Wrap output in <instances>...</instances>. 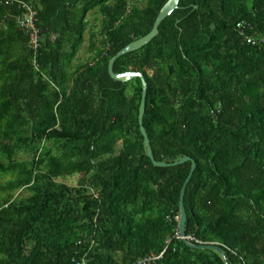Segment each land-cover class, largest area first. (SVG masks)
<instances>
[{"label": "trees", "instance_id": "obj_1", "mask_svg": "<svg viewBox=\"0 0 264 264\" xmlns=\"http://www.w3.org/2000/svg\"><path fill=\"white\" fill-rule=\"evenodd\" d=\"M167 1L0 0V264H264V0H179L113 63L147 83L155 161L195 162L188 241L191 162L152 165L141 82L107 70Z\"/></svg>", "mask_w": 264, "mask_h": 264}, {"label": "water", "instance_id": "obj_2", "mask_svg": "<svg viewBox=\"0 0 264 264\" xmlns=\"http://www.w3.org/2000/svg\"><path fill=\"white\" fill-rule=\"evenodd\" d=\"M178 2L179 0H168L160 9V11L158 12V15L155 19V22L153 24V28L151 29V31L146 34L145 36L134 40L133 42L129 43L128 45H126L124 48H122L118 53H116V55H114L108 62V74L110 76L111 79H113L114 81H118V82H128L132 79L138 78L141 82V100H140V104H139V110H138V124H139V129L141 132V135L143 137V146L145 148V153L147 158L151 161L152 165L154 167H170V166H176L179 164H183L185 162H191V168L189 171V174L181 188L180 191V197H179V207H180V219H179V233L180 236L182 237V239L185 240V230H184V224H185V220H186V213L184 211V206H183V195H184V190L191 178V175L195 169V162L193 160H191L189 157H184L182 159H180L177 162L174 163H165V162H158L155 161L153 155H152V151H151V147H150V143H149V139L148 136L145 132V129L142 126V118H143V114L145 111V98H146V92H147V83L143 77V75L140 72H135V71H127L124 73H114L113 72V63L114 61L127 53H131L133 51L139 50L140 48H142L143 46H145L146 44H148L157 34H158V26L159 24L167 17L169 16L174 9L177 8L178 6ZM195 248H199V246H192ZM211 249H215L218 250L217 248L214 247H210ZM220 253V251H219Z\"/></svg>", "mask_w": 264, "mask_h": 264}, {"label": "built area", "instance_id": "obj_3", "mask_svg": "<svg viewBox=\"0 0 264 264\" xmlns=\"http://www.w3.org/2000/svg\"><path fill=\"white\" fill-rule=\"evenodd\" d=\"M22 8L21 18L17 20L18 28L28 37L29 46L33 50L39 48L40 33L39 29L36 26L37 22V11L32 5H29L24 2L19 3ZM35 64V62H34ZM181 239L182 237L179 236ZM191 238L185 237V240L188 241ZM158 257L150 258L151 260L157 259ZM150 259H144L142 262L149 261ZM140 264V263H139Z\"/></svg>", "mask_w": 264, "mask_h": 264}, {"label": "rangeland", "instance_id": "obj_4", "mask_svg": "<svg viewBox=\"0 0 264 264\" xmlns=\"http://www.w3.org/2000/svg\"><path fill=\"white\" fill-rule=\"evenodd\" d=\"M88 19L90 25H89V28L90 26L92 25L93 27L95 28H98V31L100 32L101 30V19L98 15H94V14H89L87 17H86V20ZM99 19V20H98ZM85 43L83 45L80 46L79 48V51L77 53V56H76V59L74 60V63H79V61H85L89 56H90V53L88 51V45H89V41H88V32L86 33L85 35ZM99 39V37H98ZM98 45V44H97ZM79 176H73L71 178L68 179L69 181V184L71 185H76L77 181L79 180ZM27 193H24V195H26Z\"/></svg>", "mask_w": 264, "mask_h": 264}, {"label": "crops", "instance_id": "obj_5", "mask_svg": "<svg viewBox=\"0 0 264 264\" xmlns=\"http://www.w3.org/2000/svg\"><path fill=\"white\" fill-rule=\"evenodd\" d=\"M84 43H85V41H84ZM84 43H83V44H84Z\"/></svg>", "mask_w": 264, "mask_h": 264}]
</instances>
